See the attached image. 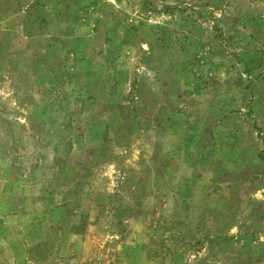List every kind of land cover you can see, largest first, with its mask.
Returning a JSON list of instances; mask_svg holds the SVG:
<instances>
[{"label": "rangeland", "instance_id": "374dc122", "mask_svg": "<svg viewBox=\"0 0 264 264\" xmlns=\"http://www.w3.org/2000/svg\"><path fill=\"white\" fill-rule=\"evenodd\" d=\"M0 264H264V0H0Z\"/></svg>", "mask_w": 264, "mask_h": 264}]
</instances>
